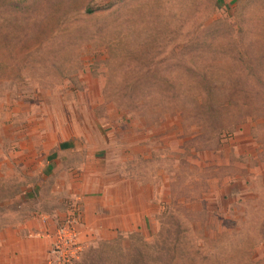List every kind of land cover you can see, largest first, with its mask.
Returning <instances> with one entry per match:
<instances>
[{"label":"rangeland","instance_id":"1","mask_svg":"<svg viewBox=\"0 0 264 264\" xmlns=\"http://www.w3.org/2000/svg\"><path fill=\"white\" fill-rule=\"evenodd\" d=\"M0 264H264V0H0Z\"/></svg>","mask_w":264,"mask_h":264},{"label":"built area","instance_id":"2","mask_svg":"<svg viewBox=\"0 0 264 264\" xmlns=\"http://www.w3.org/2000/svg\"><path fill=\"white\" fill-rule=\"evenodd\" d=\"M77 219L72 217L55 232L52 242L53 253L59 263L70 262L77 258L84 245L76 228Z\"/></svg>","mask_w":264,"mask_h":264},{"label":"crops","instance_id":"3","mask_svg":"<svg viewBox=\"0 0 264 264\" xmlns=\"http://www.w3.org/2000/svg\"><path fill=\"white\" fill-rule=\"evenodd\" d=\"M33 228V227H32ZM31 234L25 236V241H23V245L19 248V250H25V254L26 255H30L32 254V248H33V240L37 239V236H39L38 233H34L32 232V230H30ZM82 236L84 237L83 233Z\"/></svg>","mask_w":264,"mask_h":264},{"label":"trees","instance_id":"4","mask_svg":"<svg viewBox=\"0 0 264 264\" xmlns=\"http://www.w3.org/2000/svg\"><path fill=\"white\" fill-rule=\"evenodd\" d=\"M90 11V10H89Z\"/></svg>","mask_w":264,"mask_h":264}]
</instances>
